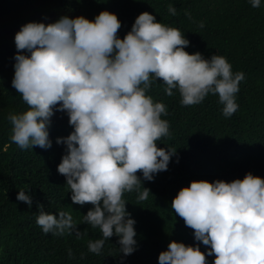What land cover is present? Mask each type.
<instances>
[{
  "label": "clouds",
  "instance_id": "clouds-1",
  "mask_svg": "<svg viewBox=\"0 0 264 264\" xmlns=\"http://www.w3.org/2000/svg\"><path fill=\"white\" fill-rule=\"evenodd\" d=\"M248 3L260 8L264 0ZM168 12L175 16L176 8L170 4ZM121 27L107 9L92 19L65 15L22 24L14 35L11 84L27 108L7 118L10 141L21 150L47 149L54 111L66 113L72 130L56 137L65 146L57 171L71 201L91 207L78 222L70 211L53 214L38 204L35 222L44 234L77 239V225L87 224L100 231V238L88 241L89 252L100 255L116 236L118 252L126 257L137 248V233L124 194L136 192L137 200H146L151 192L141 176L152 181L176 156V149L157 146L170 133L162 118L167 105L149 94L152 86L162 82L167 96L178 91L183 106L216 95L227 118L239 108L236 94L245 75L233 71L223 55L189 53L184 32L148 11L135 17L123 38ZM16 199L32 205L28 189H19ZM171 208L193 230L195 243L170 240L158 264H209V256L211 264H264V177L246 172L229 181L193 179L178 189ZM67 255L75 258L71 249Z\"/></svg>",
  "mask_w": 264,
  "mask_h": 264
},
{
  "label": "trees",
  "instance_id": "trees-1",
  "mask_svg": "<svg viewBox=\"0 0 264 264\" xmlns=\"http://www.w3.org/2000/svg\"><path fill=\"white\" fill-rule=\"evenodd\" d=\"M170 4L176 8L175 16L168 12ZM103 9L118 16L121 38L135 17L148 11L184 32L189 53L223 55L233 71L245 75L236 94L239 108L227 118L216 95L209 94L199 105L183 106L178 91L167 96L162 82L152 86L149 94L167 105L162 118L168 120L170 133L157 146L176 149V156L152 181L141 176L142 186L151 192L146 200H137L136 192L124 194L137 233V248L126 257L118 252L116 236L105 242L100 255L89 252L88 241L100 238V231L87 224L77 225L82 232L77 239L75 234H44L35 222L38 204L53 214L70 211L78 222L91 207L71 201L65 177L57 171L65 146L58 145L56 137L72 130L66 113L54 111L49 127L52 144L47 149L21 150L10 141L7 118L27 108L11 84L19 27L65 15L92 19ZM246 172L264 177V4L253 8L248 0H0V264H158V254L170 240L195 243L193 230L171 208L178 189L193 179L229 181ZM19 189L29 190L31 207L16 199ZM200 248L205 250L202 243ZM68 249L74 259L68 258ZM207 259L211 264L213 257Z\"/></svg>",
  "mask_w": 264,
  "mask_h": 264
}]
</instances>
